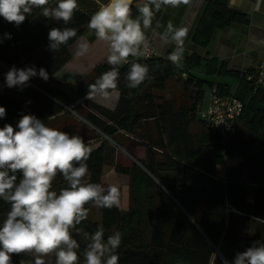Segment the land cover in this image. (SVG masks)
Here are the masks:
<instances>
[{
  "label": "trees",
  "instance_id": "trees-1",
  "mask_svg": "<svg viewBox=\"0 0 264 264\" xmlns=\"http://www.w3.org/2000/svg\"><path fill=\"white\" fill-rule=\"evenodd\" d=\"M203 1L205 8L191 38L200 48L208 46L215 31L248 23L246 15L229 7L228 0ZM140 2H133L134 16ZM78 4L79 11L67 25L43 17L39 10H34L19 28L0 17V38L4 33L12 37L0 43V63L7 68L43 67L49 74L39 88L23 90L8 88L0 80V106L6 109L0 127L11 124L16 128L22 115L31 114L47 126L83 137L87 143L93 140L84 134L89 128L80 121L69 122L70 112L85 107L84 114L77 112L80 118L134 161L128 168L115 169L129 177L127 209L100 208L99 222L87 218L77 227L91 234L103 226L105 238L120 231L119 264H222L223 260L231 264L237 252L245 251L254 241H264V223L253 219H264V87L253 93L240 74H228L238 78L234 96L245 103L229 133L239 123L246 138L237 140H226V135L199 117L197 109L203 104L205 88L214 85L190 73L200 66L201 58L196 54L186 60L184 69H177L163 57L138 60L148 66L149 74L136 89L126 87L129 65L121 66L117 105L113 110L105 109L85 98L88 85L110 70V65H97L78 84L55 81V74L70 60V46L88 30L90 16L97 10L91 0H78ZM52 27L75 28L77 36L53 52L47 47ZM183 73L187 75L185 80L181 79ZM205 75L220 77L224 75L223 66L210 59ZM173 79L182 84L184 98L179 104L145 91L149 87L163 93ZM216 87L220 95L232 92L227 85L218 83ZM110 147L103 140L92 149L87 181L101 184ZM137 147L144 148L143 159L136 157ZM228 156L237 158V164L227 166ZM20 179L22 173L18 172L17 182ZM66 186L58 175L53 190ZM86 207L90 212L93 206ZM9 210L10 205L0 199V226ZM74 238L80 243L78 255L83 264L86 242L79 235L74 234ZM22 259L27 261L29 257L13 255L12 264H20ZM54 260L52 256L49 264Z\"/></svg>",
  "mask_w": 264,
  "mask_h": 264
},
{
  "label": "clouds",
  "instance_id": "clouds-1",
  "mask_svg": "<svg viewBox=\"0 0 264 264\" xmlns=\"http://www.w3.org/2000/svg\"><path fill=\"white\" fill-rule=\"evenodd\" d=\"M96 0L98 9L90 16L87 27L97 41L107 45V64L111 69L102 73L88 85L86 99L111 96L118 88L123 65H129L125 76L126 87L138 88L148 77L146 64L138 62L144 55L146 31L153 29L162 45H174L166 59L177 69L183 68L187 27L174 26L169 21L163 27L159 22L153 28L156 13L162 6L178 7L189 0ZM39 10L43 17L69 24L77 11L78 0H0V17L19 26ZM77 36V30L69 27H52L48 32V49L58 52L62 45ZM3 38L11 39L10 33ZM0 38V43L3 42ZM89 43L83 39L76 45V54L83 56ZM130 58H133L130 61ZM39 77L49 79L45 68L13 66L5 74L8 88L23 90L29 81ZM6 109L0 106V118ZM52 117H49L51 119ZM18 128V130H16ZM14 128L11 124L0 127V199L10 205L0 226V264H12L13 255L23 254L20 264H46V257L53 256L54 264H81L80 243L74 238L81 236L86 242L83 264H119L118 249L122 234L115 231L105 238V229L99 226L94 233L77 226L89 214L87 205L98 208L119 207L121 191L117 185L105 188L99 183L87 181V161L91 147L83 137L47 126L35 115L25 114ZM22 179L17 182V173ZM61 175L67 186L53 190V182ZM257 222L264 219L253 217ZM222 264H229L223 260ZM231 264H264V241H254L243 252H237Z\"/></svg>",
  "mask_w": 264,
  "mask_h": 264
},
{
  "label": "crops",
  "instance_id": "crops-1",
  "mask_svg": "<svg viewBox=\"0 0 264 264\" xmlns=\"http://www.w3.org/2000/svg\"><path fill=\"white\" fill-rule=\"evenodd\" d=\"M91 1H94L98 9L96 0ZM228 5L246 15L248 23L231 24L223 30L215 31L208 46L204 49L191 42L194 30L205 8L203 0H189L188 4H181L175 8L162 6L161 10L156 13L153 28L159 22L163 27L156 31L162 32L169 21L174 26L187 27L189 34L185 41V55L181 69H184L186 60L192 54H196L201 58V62L197 69L190 70L191 74L199 79L213 82L214 86L219 83L233 89L238 84V78L231 77L228 75L229 73L240 74L242 70H252L257 64L264 62V0H228ZM146 34L152 38L153 47L160 57L164 58L173 50L174 45H162L153 29L147 30ZM81 39L89 43V50L87 54L78 56L76 45ZM69 52L70 60L55 74V81L59 83L78 84L92 73L94 67L107 64V45L97 41L89 29L70 46ZM210 59L217 60L219 67L223 66L224 75L220 77L205 75L206 63ZM181 79L185 80V77L181 75ZM31 80L33 88H39L45 82L39 77H34ZM206 88L204 95L206 94L207 97L199 108L201 111L207 108L209 102L211 86ZM118 99L119 93L115 90L107 99L97 97L86 100L105 109L113 110ZM118 208L124 210L120 206Z\"/></svg>",
  "mask_w": 264,
  "mask_h": 264
},
{
  "label": "rangeland",
  "instance_id": "rangeland-1",
  "mask_svg": "<svg viewBox=\"0 0 264 264\" xmlns=\"http://www.w3.org/2000/svg\"><path fill=\"white\" fill-rule=\"evenodd\" d=\"M10 70V68L5 67L0 63V79H3L5 81V74ZM29 81V86L31 87V82ZM182 84L178 82L177 80L173 79L170 80L167 83L166 90L161 93L154 91L147 87L145 91L152 92L156 95H163L167 99L172 100L174 103L179 104L183 100V91H182ZM208 89V87L206 88ZM207 91V90H206ZM207 95H204L203 102L206 99ZM85 107H81L80 110L77 112L79 114H84L86 111ZM204 111V110H203ZM77 112H70L69 122H83L88 128L89 131H84L85 136L93 137V140L87 142L91 149L95 148V146L98 145L101 141H107L108 144L111 146L110 152L108 153V158H106V162L102 169V177H101V185H103L105 188H107L109 185H117L120 188L121 191V202L120 207L127 209L129 197H130V191H129V177L124 174H120L117 171H115L116 168H128L130 167L131 163L134 161L124 150H122L120 147H118L114 142L107 139L105 136H103L100 132L95 130L92 126L88 125L85 121H83L79 114ZM198 112V109H197ZM241 138H246V136L243 135L241 126L237 125V128L232 134H228L225 136L226 140H237ZM135 155L139 159H143L145 155V150L143 147H137L135 148ZM225 164L227 166H232L237 164V158L228 156L225 159ZM88 220L90 222H99L100 221V208L98 207H92L89 214H88ZM46 264H49L51 262L52 256L46 257Z\"/></svg>",
  "mask_w": 264,
  "mask_h": 264
},
{
  "label": "built area",
  "instance_id": "built-area-1",
  "mask_svg": "<svg viewBox=\"0 0 264 264\" xmlns=\"http://www.w3.org/2000/svg\"><path fill=\"white\" fill-rule=\"evenodd\" d=\"M156 58L161 57L153 47L152 38L146 34L144 55L139 60L148 61ZM132 59L130 58V61ZM182 76L187 77L185 73ZM240 77L251 86L253 93L256 92L257 89L264 87V62L257 64L252 71L242 70ZM235 89L236 87L232 89L230 95L224 96L218 93L216 86H213L210 89L207 108L204 111L198 110L200 119L223 136L231 132L233 122L245 108V103L234 96Z\"/></svg>",
  "mask_w": 264,
  "mask_h": 264
}]
</instances>
